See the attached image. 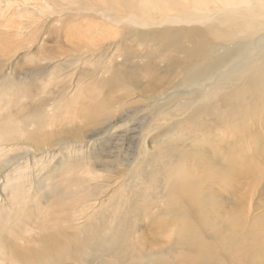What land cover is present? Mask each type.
Here are the masks:
<instances>
[{"label": "rangeland", "instance_id": "obj_1", "mask_svg": "<svg viewBox=\"0 0 264 264\" xmlns=\"http://www.w3.org/2000/svg\"><path fill=\"white\" fill-rule=\"evenodd\" d=\"M85 1L0 0V264H264V18Z\"/></svg>", "mask_w": 264, "mask_h": 264}, {"label": "bare ground", "instance_id": "obj_2", "mask_svg": "<svg viewBox=\"0 0 264 264\" xmlns=\"http://www.w3.org/2000/svg\"><path fill=\"white\" fill-rule=\"evenodd\" d=\"M40 1L43 2L44 4V6L42 5L44 7L43 9L46 10L48 13H51L52 12L51 10H53V8L55 9L57 6L66 3L67 0H40ZM158 1L159 0H141L138 6L137 0H126V1L125 0H91L90 2L85 1L86 2L85 4L84 2L71 3L70 6L73 7L68 9V12L75 11L76 14L94 13L103 21L110 23L116 27V26H120V22L118 20L120 19V17L119 16L116 17L115 15H113V12H118L117 11L118 6H123L133 16H139L137 9L140 10L146 8L152 9L153 7L156 9ZM83 4L84 7H82ZM167 8L168 5L165 7V10L169 12ZM259 18H264V0H215V15H211V16L201 15V16H196V18L194 16L184 18L180 15H175L171 17H166V19H163L162 21L159 22L157 27H160V25L162 26L176 25L177 27V25L183 26L184 24L188 26L195 24H205V22L209 20L211 21L215 20V22L217 21L219 24H225V25L238 24L240 21H244L241 26V30L249 31L250 22L258 21ZM127 21L128 23L131 24V26H134L138 30L141 28L144 29L140 32L141 37H145L147 36V33L151 32L150 30H145L146 27H148L146 24L139 25L135 21H131V20H127ZM139 26H144V27H139ZM160 28L158 29L160 30V34H161L162 32ZM256 40L258 39L256 38L255 43L252 45L253 48H256L257 51V53L255 54L256 55L255 58H258L257 60H262L263 61L262 66H264V44L260 45ZM104 46H107V44L105 45L102 44V47ZM236 66L237 63H233L230 65L228 69L235 68ZM258 72H260L259 74L262 75L264 74V69L258 70ZM255 73L257 72L255 71ZM258 79L260 78H257L255 80L256 86L260 84V81ZM234 128H235L234 133L232 131L231 136L235 137L236 135L235 131H237L238 128L236 126Z\"/></svg>", "mask_w": 264, "mask_h": 264}]
</instances>
